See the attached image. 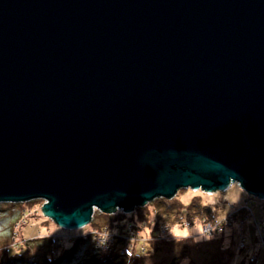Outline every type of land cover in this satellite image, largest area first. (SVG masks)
I'll list each match as a JSON object with an SVG mask.
<instances>
[{"label":"water","instance_id":"1","mask_svg":"<svg viewBox=\"0 0 264 264\" xmlns=\"http://www.w3.org/2000/svg\"><path fill=\"white\" fill-rule=\"evenodd\" d=\"M232 183L264 198V0H0V203L77 230Z\"/></svg>","mask_w":264,"mask_h":264},{"label":"rangeland","instance_id":"2","mask_svg":"<svg viewBox=\"0 0 264 264\" xmlns=\"http://www.w3.org/2000/svg\"><path fill=\"white\" fill-rule=\"evenodd\" d=\"M188 190H179L174 198L177 199L178 195L183 196ZM198 192L201 195L196 197H201L203 201H206L208 197L212 198V203L209 205L216 209L217 221H222L233 215L234 222L226 227L225 234L222 232L217 235V237L219 235L227 236L213 241L216 235H208L210 238L203 236L197 238V234H194L187 239L193 241L194 244L198 243L197 246L193 248L182 246V244L180 246L173 242L176 240L169 231L175 224L172 223L171 217L154 210L149 212L152 210V205L147 211H142L139 214H137L138 212L132 214L134 211L124 214L122 210L117 209L115 213L105 215L125 218L126 222H123L119 229L126 233L121 251L124 253L125 251L133 252L134 247L139 243L138 233L144 228H149L151 229V238L147 243L162 242V244L155 255L145 258L144 264H182L185 261L187 264H228L230 261L232 264H264V248L259 245L258 226L259 222L264 221V210L259 199L247 195L236 183H232L226 192H215L210 196L201 190ZM196 200L199 201V199ZM42 204L41 200L0 203V264H78L87 255L93 254L95 247L107 250V245L111 244L112 236L110 234H108L109 239L103 244L98 243L101 235L106 231L104 214L99 210L93 212V224L96 223L94 229L87 224L86 229L83 227L77 230H66L43 216ZM249 212H251V216H248ZM131 214L136 215L134 216L136 217L135 222L128 218ZM137 215L140 217L138 218ZM221 217L223 219H220ZM143 218H147L144 219L146 221L140 220ZM203 222L204 225L214 223L207 219ZM187 223L189 229H192L193 225L190 223L193 221H187ZM76 237H79L77 239H81V241L77 242L75 248L70 252L68 248L74 243ZM242 238L245 246L243 249H239ZM168 240L169 242H165ZM257 246L260 249L253 248ZM227 247H229L228 250H225ZM221 249L223 250L220 252ZM254 253L255 255L252 257ZM48 258L55 259L56 262L49 263L46 260Z\"/></svg>","mask_w":264,"mask_h":264},{"label":"trees","instance_id":"3","mask_svg":"<svg viewBox=\"0 0 264 264\" xmlns=\"http://www.w3.org/2000/svg\"><path fill=\"white\" fill-rule=\"evenodd\" d=\"M210 196V195H207ZM196 199H199L196 200ZM203 200H201V197H194L192 198L190 204L185 207L183 204L180 203L179 200L172 198V199H155L151 202H149L146 206L143 207H138L134 210V213L139 214L142 211H147L148 208H150V205H152V210H149L153 212V210L155 212H158L160 214H164V215H169V218L171 217V221L172 223H179L181 222V219L183 218L186 221H194L196 218H199L200 220H209V221H217V211L216 209H214L213 206L207 204V206H204V203H202ZM170 212V213H168ZM130 215L128 218L131 219L133 222L136 221V215ZM138 216V215H137ZM140 216H138L139 218ZM148 218V217H147ZM147 218H143L140 220H144ZM157 218V217H156ZM104 219L106 221L105 224V229L108 234H110L112 236L111 239V244L107 245L108 249L107 250H101V249H97V247H95L94 249V253L87 255L85 257V259H83L82 261L78 262V264H144L145 258L146 257H152L153 255H155V253L159 250L160 245L162 244V242H152V243H148L149 247L147 249L141 248V250L137 251L136 246L134 247V251L131 252V256L128 255V252L125 251L122 252V244L123 239H125L126 233L123 230H119L121 229L122 223L126 222L125 218H121V217H108L107 215L104 214ZM146 221V220H144ZM131 222V223H133ZM148 222V221H147ZM154 222L156 224V220L154 219ZM96 223L93 224V220L89 223V225H91L93 227V229L95 228ZM149 224V223H148ZM191 225H193V223H190ZM120 227V228H119ZM153 227V225H152ZM86 229V227H84ZM151 230V229H150ZM225 234V232H224ZM128 235V234H127ZM231 236V234H228ZM227 236V235H225ZM225 236H221L219 235V237L213 239L214 240H218L219 238L222 239ZM79 237L74 238V243H72L70 245V247L68 248V250L71 252L73 250V248H75V245L77 244V242L81 241V239H77ZM176 241H173L174 243H176V245H180L182 244V246H190V247H194L197 246V244H194L193 241L189 240V239H181V240H177L174 239ZM52 241V239H51ZM50 241V242H51ZM165 242H169L165 241ZM59 246H61L60 244H57ZM229 247L225 248V250H228ZM187 250L189 251V248H187ZM223 249L220 250V252ZM27 252V251H26ZM64 254V253H63ZM58 258H60L58 256ZM182 258V257H181ZM256 258V256H255ZM21 259V258H20ZM19 259V260H20ZM57 259V258H56ZM47 261L50 262H56L55 259H46ZM47 263V262H46ZM48 264V263H47ZM228 264H232L231 261Z\"/></svg>","mask_w":264,"mask_h":264},{"label":"clouds","instance_id":"4","mask_svg":"<svg viewBox=\"0 0 264 264\" xmlns=\"http://www.w3.org/2000/svg\"><path fill=\"white\" fill-rule=\"evenodd\" d=\"M198 195H201V193L189 189L183 196L178 195L176 198L179 199L181 204L187 207L190 204L192 198ZM202 203H204V206H207V204L212 203V198L208 197L207 200L202 201ZM220 219H223V217H221ZM217 223H219V221H217ZM209 227H211V225H209ZM169 231L170 234L177 240L187 239L194 234H197V238L200 236L210 238L208 237V234L205 231L204 222L199 218H196L193 221L192 229H189L187 225V221L182 218L181 222L173 224L169 229ZM138 235H139V243L136 245L137 251H139L141 248L147 249L149 247L147 241H149L151 238L150 229L144 228L142 231L138 233ZM107 238H108V233L107 232L103 233L100 238V243L103 244L107 240ZM128 255L131 256V252H128ZM182 264H187V262L186 261L182 262Z\"/></svg>","mask_w":264,"mask_h":264},{"label":"built area","instance_id":"5","mask_svg":"<svg viewBox=\"0 0 264 264\" xmlns=\"http://www.w3.org/2000/svg\"><path fill=\"white\" fill-rule=\"evenodd\" d=\"M228 188L225 189L223 192H226L228 190ZM258 201L262 203L263 210H264V205H263L264 204V198L259 199ZM248 216H251V212H249ZM232 218H233V215L223 219L222 221H219V223H217V221H214V223H212V224L209 223V224L205 225V231L207 232V234L209 236L218 235V234L224 232L227 226H230L232 224V222H233L231 220ZM187 225L189 226L188 223H187ZM209 225H211V227H209ZM258 226H259V239H260L259 245L262 248H264V221L259 222ZM163 234H164V232H163ZM107 239H109V238H107ZM98 243L101 245L100 239H99ZM244 244H245V242H244V239L242 238L239 249H243L245 246ZM107 249H108V247H107Z\"/></svg>","mask_w":264,"mask_h":264},{"label":"bare ground","instance_id":"6","mask_svg":"<svg viewBox=\"0 0 264 264\" xmlns=\"http://www.w3.org/2000/svg\"><path fill=\"white\" fill-rule=\"evenodd\" d=\"M195 191H198V190H195ZM199 191H200V190H199ZM206 195H212V194H211V193H206ZM115 212H116V211H114L113 213H115ZM124 214H128V213H124ZM231 220L234 222V219H233V218H232ZM233 222H232V223H233ZM255 224H256V223H255ZM244 245H245V244H244ZM253 248L256 249V250H257V249H260V247H258V246H257V247H253ZM254 255H255V253L252 255V257H253Z\"/></svg>","mask_w":264,"mask_h":264}]
</instances>
